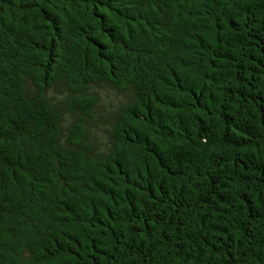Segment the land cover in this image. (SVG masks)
Segmentation results:
<instances>
[{
    "label": "trees",
    "instance_id": "trees-1",
    "mask_svg": "<svg viewBox=\"0 0 264 264\" xmlns=\"http://www.w3.org/2000/svg\"><path fill=\"white\" fill-rule=\"evenodd\" d=\"M0 264H264V0H0Z\"/></svg>",
    "mask_w": 264,
    "mask_h": 264
},
{
    "label": "rangeland",
    "instance_id": "rangeland-1",
    "mask_svg": "<svg viewBox=\"0 0 264 264\" xmlns=\"http://www.w3.org/2000/svg\"><path fill=\"white\" fill-rule=\"evenodd\" d=\"M90 93L98 99V104L95 108L94 118L89 125V139L97 150H101L108 145L109 130L114 116L118 108L128 100L129 94L120 92L106 84L94 86ZM55 96L58 98L64 97L57 93ZM65 124L64 128L67 135L68 121Z\"/></svg>",
    "mask_w": 264,
    "mask_h": 264
}]
</instances>
